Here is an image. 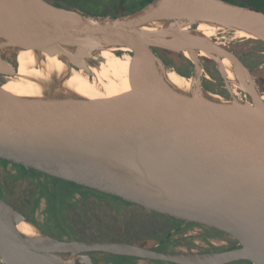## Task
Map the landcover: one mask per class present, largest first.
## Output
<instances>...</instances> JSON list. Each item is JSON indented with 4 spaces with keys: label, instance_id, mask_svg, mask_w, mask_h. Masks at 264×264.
I'll list each match as a JSON object with an SVG mask.
<instances>
[{
    "label": "water",
    "instance_id": "obj_1",
    "mask_svg": "<svg viewBox=\"0 0 264 264\" xmlns=\"http://www.w3.org/2000/svg\"><path fill=\"white\" fill-rule=\"evenodd\" d=\"M199 25L218 28L217 34L243 32L264 45V12L225 0H152L117 17L89 16L46 0H0V158L220 229L241 246L170 253L126 243L63 241L0 198L4 264H74L79 258L89 264L91 253L173 264H264V92L254 70L217 34L209 38L198 32ZM122 48L135 57L130 97L88 100L61 89L67 76L55 77L42 97L1 90L5 79L16 75L21 51L59 56L69 71L92 78L90 68L103 63L100 53ZM158 49L190 61L192 78L168 66ZM205 60L215 65L230 95L236 88L251 102L206 90ZM169 73L188 81L189 89H177ZM22 223L37 235H22L17 230Z\"/></svg>",
    "mask_w": 264,
    "mask_h": 264
},
{
    "label": "flooded vegetation",
    "instance_id": "obj_2",
    "mask_svg": "<svg viewBox=\"0 0 264 264\" xmlns=\"http://www.w3.org/2000/svg\"><path fill=\"white\" fill-rule=\"evenodd\" d=\"M259 46L255 41L242 42L237 45L230 47L237 57H242L241 62L244 66L249 69H255L254 66L256 62V54L264 53V50L257 51ZM133 59L135 58L131 55ZM158 56L165 62L162 56L158 53ZM250 59V60H249ZM261 60V59H260ZM135 61V59H134ZM170 66V65H168ZM172 67V66H170ZM204 70L201 73V81L203 87L223 98L230 99V96L233 95L236 98L242 97L245 101L251 102V98L242 90H236L232 88L231 95L229 91L225 88L224 83L221 80L220 75L217 71L212 69L215 67L213 64L210 65L208 61H203ZM193 76V66L189 68L188 74L185 78L191 79ZM254 79L257 83V78L255 72L253 71ZM258 85V83H257ZM261 90H264V84L259 85ZM1 90L11 95V91L15 90L6 82L1 87ZM16 93V92H15ZM15 96H18L16 94ZM1 159V158H0ZM6 161V164H13L17 171L24 169L28 174H40L38 178H48V175L42 174L40 172L27 169L21 165L14 164L10 161ZM8 169V168H7ZM15 170L2 171L0 168V176H4V173L14 174L17 172ZM31 176V174H29ZM51 177V176H49ZM54 178V177H53ZM56 179V178H55ZM59 180V179H56ZM61 180V179H60ZM73 184V183H72ZM113 197V196H109ZM0 198L13 206L17 211H19L24 218L29 222H33L38 228H40L44 233L53 236L59 240L63 241H89V242H114V243H126L132 244L137 247L144 249H152L157 252H198V253H210V252H220L226 250H235L238 249L241 244L239 239L235 236L224 232L220 229L186 221L179 217L172 216L171 214L163 213L155 209L142 206L140 209L149 213H152L154 218L158 217L159 220L157 223H162L163 225H155L154 223L150 226H145L142 222V216L138 218V225L130 226L128 225L127 229L113 230V229H97L92 226V231L86 233L84 229H79V226L70 225L71 222L67 216H65L66 223L64 227L49 228L45 227L43 223H40L39 214L33 213L31 211V204L25 205L26 209H21L17 207L6 195V192L2 189L0 192ZM120 203L127 205H138L134 203L127 202L123 199L113 197ZM31 202V201H30ZM151 216V215H150ZM174 217V219H172ZM155 220V219H154ZM39 221V222H38ZM62 223V221H61ZM71 226V227H70ZM102 226H99V228ZM89 258V264H173L171 262H162L155 261L151 259H143L129 256H117L107 253H91L86 255ZM0 264H4L0 259ZM74 264H86L83 262L82 258L74 261ZM230 264H251L246 261H237Z\"/></svg>",
    "mask_w": 264,
    "mask_h": 264
},
{
    "label": "bare ground",
    "instance_id": "obj_3",
    "mask_svg": "<svg viewBox=\"0 0 264 264\" xmlns=\"http://www.w3.org/2000/svg\"><path fill=\"white\" fill-rule=\"evenodd\" d=\"M219 29L199 25L197 31L213 38ZM236 38L250 40L252 37L235 32ZM114 52H118L116 55ZM131 50L128 48L110 49L100 53L103 59L101 66L90 68L92 78L84 75L82 71L68 70L63 59L59 56L49 57L44 54L37 55L33 51H21L17 55L18 70L15 76L8 77L5 82L9 84L20 97H42L47 93V86L52 85L55 77L67 76L61 89L77 96L96 102H112L134 95L131 81L133 60ZM225 68L229 69V62L224 60ZM38 67L39 70L35 68ZM168 80L179 90L186 92L189 82L175 73L167 75ZM35 78V79H34ZM228 78L233 76L228 72ZM32 80H35L32 81ZM17 230L26 237H35V229L22 223Z\"/></svg>",
    "mask_w": 264,
    "mask_h": 264
},
{
    "label": "rangeland",
    "instance_id": "obj_4",
    "mask_svg": "<svg viewBox=\"0 0 264 264\" xmlns=\"http://www.w3.org/2000/svg\"><path fill=\"white\" fill-rule=\"evenodd\" d=\"M137 1L138 0H127L126 4L127 6L136 5ZM66 4L65 5L60 4V6L69 10H78L81 12H83L84 10H89L87 12H90L93 9L90 10L89 7L100 6L103 7L102 10L104 11L105 8L107 9L111 7L113 4H117V0H82V2H79L78 0L77 1L69 0L66 1ZM84 13L87 14L86 12ZM218 33L219 34L216 35L218 41L224 43L226 46L229 47L240 44L242 42L252 41V40L236 39L234 38L236 37L235 34H233L232 32L219 31ZM118 54L119 53H117V55ZM256 55H257L256 62L254 66L257 65V67L253 69L254 72H256V70L259 69H264V53H258ZM258 61H261V63L257 64ZM210 65L213 66V64L211 63ZM213 68L216 71V68L212 67V69ZM16 94L17 93L11 91V95L15 96ZM239 99L244 100L242 97H239ZM0 168L2 169V171L3 169L4 171L6 170L10 172L11 170L17 171V169H15L13 164L10 163L5 167L2 166L0 163ZM29 174H31V176H27V174H25V177L22 179L18 176V171L15 172L14 174L8 175L9 177L12 176L11 179H7L6 177L3 176L4 179L2 185L6 192V195L9 197L7 199L11 200V202H13L17 207L21 209H26L25 205L31 204L30 200L33 197L34 186H35L34 182L36 178H33L34 174L32 172ZM68 184L67 185L65 183L63 185L61 184V189H63V191L67 189L68 190L72 189L73 186ZM77 198H79V194H77ZM72 202H75V204L71 206L70 209H68V211H64L65 212L64 216H67L69 218L71 222L70 225L79 226V229L81 230L85 228L84 230L86 231V233L92 231L91 228L92 226H94V228L102 229V230L106 228L113 230L127 229L128 225L130 226L138 225L139 216H142V222L145 224V226H150L153 223L155 225H163L162 223H157L159 220L158 217L154 218L152 213H149L148 215L146 211L140 209L142 207L141 205L130 206L124 203H120L113 197H109V195L106 194L102 195L90 191L88 198H86L85 200L80 199V202H78L76 200V197H74ZM39 209L40 212H44L45 204L43 205V203H41V207ZM46 214L48 216V211H46ZM47 216L45 215V213L43 215H40L39 216L40 222L49 223L50 219L47 218ZM172 219H174V217H172ZM66 225L69 226V224L67 223ZM99 226L102 227L99 228Z\"/></svg>",
    "mask_w": 264,
    "mask_h": 264
},
{
    "label": "trees",
    "instance_id": "obj_5",
    "mask_svg": "<svg viewBox=\"0 0 264 264\" xmlns=\"http://www.w3.org/2000/svg\"><path fill=\"white\" fill-rule=\"evenodd\" d=\"M49 3L53 4V5H57L60 6V4H66V1L69 0H46ZM77 1V0H75ZM79 2H82V0H78ZM127 0H117V4H113L111 7L109 8H105V10L103 11L102 8L103 7H89L90 10L93 9L90 12H87L89 10H82L83 13L86 12L87 15L89 16H98V17H105V16H112V17H117L120 15H124V14H128V13H132L137 11L138 9L142 8L143 6H145L147 3H149L152 0H138L136 5H132V6H127L126 4ZM227 2H230L232 4H236V5H240V6H244V7H248L250 9H254L257 11H261L264 12V0H225ZM67 5V4H66ZM61 7V6H60ZM257 43V45L259 46V48L257 49V51L260 50H264V45L261 42L255 41ZM161 56L162 58L165 60V63L167 65L172 66V68L182 77H186L189 71V68L192 66V64L190 63V61H188L185 57L178 55V54H174L171 53L169 51H164V50H156ZM209 63L213 64L212 62L208 61ZM261 61H258L257 64H260ZM257 67V65L255 66ZM255 76L257 78V83L258 86L259 85H263L264 84V69H259L256 70L255 72ZM264 92V90H262ZM0 163L2 166H6L8 164H6V161L0 159ZM4 170V169H3ZM26 170L22 169L18 171V176L22 179L25 177V174H27V176H30L28 173L24 172ZM4 177H6L7 179H11L12 176H8L9 174L4 173ZM34 174V173H33ZM33 178L35 179V186H34V192H33V197L30 200L31 201V211L33 213H36L40 215H43L46 211H48V216L47 218L50 219L49 223H44V222H40L43 223L45 227H49V228H56L58 227H64V225H66V219H65V212L64 211H68V209H70L71 206H73L75 204V202H72V200L74 199V197H76V200L78 202H80V199H86L88 198L90 191L91 192H96L98 194H102L99 193L97 191H93L91 189L88 188H84L81 186H77V185H73L70 182L64 181V180H56L53 177H49L48 178H44V179H40L38 178V176H40V174H34ZM3 176H0V192L3 188ZM68 184L73 186L72 189H67L65 191H63V189H61V184ZM51 189V190H50ZM81 191V192H78ZM84 191V192H83ZM5 192V190H4ZM77 194H79V198H77ZM105 195V194H102ZM41 203H43V205L45 204V211L44 212H40V207H41ZM69 206V208H68ZM61 219H62V223H61ZM39 222V221H38ZM32 223L34 226H36L33 222ZM37 227V226H36ZM38 228V227H37ZM39 230H41L40 228H38ZM42 231V230H41ZM43 232V231H42Z\"/></svg>",
    "mask_w": 264,
    "mask_h": 264
}]
</instances>
